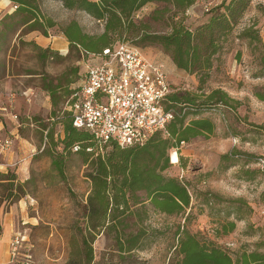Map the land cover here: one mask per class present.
<instances>
[{
	"label": "rangeland",
	"instance_id": "obj_1",
	"mask_svg": "<svg viewBox=\"0 0 264 264\" xmlns=\"http://www.w3.org/2000/svg\"><path fill=\"white\" fill-rule=\"evenodd\" d=\"M9 1L8 4L7 0H0V33L6 31L7 34L5 38L0 34V89L3 63L8 57L15 73L38 76L33 84L40 89H76L84 75L82 53L86 51L70 42L65 31L71 24H77L82 36L101 44L100 39L108 29V17L97 18L100 10L86 5L98 4L100 0H72L74 8H68L66 0H36L40 18L24 25L21 24L24 14L15 19L7 18L17 9ZM206 1L197 0L189 12L179 11L168 2L148 3L133 13L130 24L119 32L109 31L106 37L112 43L133 45L150 61L164 64L174 93L209 94L221 90L235 101L233 108L220 104L205 112L202 117L211 119L216 126L214 134L182 145L178 152L179 164L164 172L167 177L188 184L191 207L183 214L168 216L155 212L147 202L143 221L131 216L126 230L136 233L143 227L146 238L138 251L121 256L114 233L109 229H104L94 239L86 229L84 207L91 192V181L86 177L89 170L82 156L67 154L64 174L59 175L52 169V159L38 152L29 165L28 179H23L26 183L22 187H17L16 181L11 187L0 182V210L6 212L21 200L27 203L23 211L29 219L18 226L19 236L26 237L20 249V262L87 264L91 247L90 264H175L179 259L178 233L184 231L197 235L203 243L214 242L233 257L244 250L254 251L258 245L262 247L258 250L264 252V217L261 215L264 165L260 164V160H264V102L255 96L256 92L264 91V77H254L260 71L264 53L261 46H250L248 40L237 39L246 28L255 26L264 41V0L252 1L232 34L221 44L209 70L190 74L179 69L170 53L157 43L145 40L146 34L171 33L176 22L192 30L203 25L210 17L203 8ZM5 4L8 6L2 8ZM49 21L53 27H49ZM43 37L49 38L58 49L45 50L49 53L45 61L41 50L34 46ZM61 43L64 48L57 45ZM59 99L58 107L52 111L54 121L62 116L66 107L67 100ZM192 118L188 116L187 121ZM52 131L58 147L50 143L47 147L62 153L59 141L65 137L63 127L56 124ZM110 150L111 146H103L96 153ZM225 155H230V160H222ZM2 179L0 177V181ZM206 193L212 196L207 198ZM18 196L23 198L17 201ZM230 222L236 224V229L222 234V226Z\"/></svg>",
	"mask_w": 264,
	"mask_h": 264
},
{
	"label": "trees",
	"instance_id": "obj_2",
	"mask_svg": "<svg viewBox=\"0 0 264 264\" xmlns=\"http://www.w3.org/2000/svg\"><path fill=\"white\" fill-rule=\"evenodd\" d=\"M11 1L17 9L7 17L8 19H15L24 14L21 20L22 25L39 20L36 0ZM252 1L224 0L221 6L209 13V19L196 29L192 30L182 22H176L171 33L155 36L146 34L145 40L157 43L170 53L179 69L190 74L209 70L212 67L213 57L222 48L221 44L232 34L250 8ZM151 2H168L179 11H187L197 0H100L98 4L86 3L94 10H100L97 18L108 17V29L100 39L101 44L82 36L77 24H71L65 34L70 42L76 46H82L86 52L102 53L104 49L115 44L107 40V33L121 31L131 23L130 18L133 13ZM73 4L72 0H66L68 8H74ZM49 22V27H53L52 21ZM0 34L2 38L7 36L6 31ZM237 39L248 40L250 46L253 44L261 46L262 53H264V41L255 26L246 28ZM35 48L41 50L43 61L47 60L48 51L37 46ZM259 66L260 71L254 75L255 78L264 77V54ZM255 96L264 102V91L256 92ZM234 102L227 93L221 90H213L209 94L173 92L165 101V106L167 110L175 111L176 115L167 126L166 132L155 133L143 146L123 149L112 144L107 145L111 146L110 151L99 154L96 153L99 142L90 132L75 128L71 113L64 111L57 121H54L55 118L52 117L48 123L36 125L41 130V142L45 140L41 155L52 159V169L59 175L64 174L67 154L75 153L82 156L83 163L89 170L86 177L91 181V192L88 203L84 207L86 229L91 231L93 239L104 229H109L110 233H114L116 248L121 256L131 255V252L140 249L147 234L143 227L136 233H128L126 230L130 225L127 221L131 216H138L140 221H143L147 213V202L151 204L155 212L168 216L183 214L191 207L192 197L188 184L179 179L167 177L164 172L172 166L170 158L175 150L180 151L182 145L200 136L214 134L216 129L214 122L202 115L213 108L212 106L220 104L233 108ZM190 115L194 118L187 121ZM56 124L63 127L65 135L64 139L59 141L62 145V153H56L47 147L48 143L58 147L52 131ZM75 148L78 150L75 151ZM230 157V155H225L222 160H230ZM0 177L3 178L0 182L9 184V187L14 186L15 181L18 183L17 187H22L26 183L21 182L17 175L11 172L0 173ZM142 195L144 198L141 197ZM205 196L208 198L212 194L206 193ZM22 198L18 196L17 201ZM235 229L234 222L227 223L222 226V234L227 235ZM1 233L0 218V235ZM178 234L180 237L176 250L179 259L175 264H264V252L258 250L262 248L260 245L254 251L244 250L233 257L212 241L203 243L197 235H192L188 231ZM85 244L88 245V241ZM89 248L87 264L93 260V251L91 247ZM17 264L25 263L19 261Z\"/></svg>",
	"mask_w": 264,
	"mask_h": 264
},
{
	"label": "built area",
	"instance_id": "obj_3",
	"mask_svg": "<svg viewBox=\"0 0 264 264\" xmlns=\"http://www.w3.org/2000/svg\"><path fill=\"white\" fill-rule=\"evenodd\" d=\"M223 3L224 0H207L203 8L210 13ZM84 55L88 56L83 81L70 94L65 107L75 128L90 132L100 149L112 144L123 149L143 146L155 133L166 132L176 113L165 106L174 90L164 64L150 61L139 48L124 42L115 43L102 53ZM14 119L18 117L14 115ZM12 145L13 141L7 139L1 149H11ZM178 152L179 149L171 155L172 165L179 164L172 159ZM260 164L264 165L263 159ZM261 215L264 217V208ZM25 239L19 235L14 238L10 264L19 263Z\"/></svg>",
	"mask_w": 264,
	"mask_h": 264
},
{
	"label": "crops",
	"instance_id": "obj_4",
	"mask_svg": "<svg viewBox=\"0 0 264 264\" xmlns=\"http://www.w3.org/2000/svg\"><path fill=\"white\" fill-rule=\"evenodd\" d=\"M7 1L9 4L10 1ZM7 6L5 4L2 8ZM40 40L42 41L35 44L42 50H58L53 47L49 38L43 37ZM57 45L64 48L63 43ZM60 51H64V49ZM82 56L83 63H85L84 53ZM3 67L4 78L1 80L2 89H0V152L2 155L0 157V172L4 174L15 173L18 179L24 182V178L25 180L28 179L26 175L30 171L29 165L37 157L38 152L41 155L44 150L45 140L41 142V130L36 125L48 123L49 119L52 118L54 107H58L59 98L62 101L67 100L75 89H40L33 84L38 76L14 72L11 57L5 59ZM65 95L68 96L65 97ZM55 103L57 106H54ZM14 115L18 117V120L14 119ZM7 139H11L13 145L11 149L3 150L1 149L2 143ZM24 201L21 200L18 204L10 206L6 212L0 210L2 222L0 264H10L11 243L19 235V223L21 221L26 223L29 219L23 211L27 206Z\"/></svg>",
	"mask_w": 264,
	"mask_h": 264
},
{
	"label": "bare ground",
	"instance_id": "obj_5",
	"mask_svg": "<svg viewBox=\"0 0 264 264\" xmlns=\"http://www.w3.org/2000/svg\"><path fill=\"white\" fill-rule=\"evenodd\" d=\"M172 159H173V163H176V162H177V159H178V156H177V155H175V154H173V157H172Z\"/></svg>",
	"mask_w": 264,
	"mask_h": 264
}]
</instances>
